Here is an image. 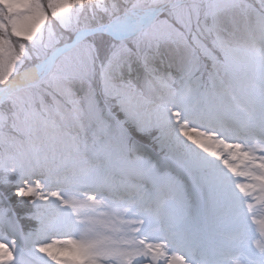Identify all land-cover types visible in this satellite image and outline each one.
Returning <instances> with one entry per match:
<instances>
[{
    "label": "snow or ice",
    "instance_id": "1",
    "mask_svg": "<svg viewBox=\"0 0 264 264\" xmlns=\"http://www.w3.org/2000/svg\"><path fill=\"white\" fill-rule=\"evenodd\" d=\"M0 264H264V0H0Z\"/></svg>",
    "mask_w": 264,
    "mask_h": 264
}]
</instances>
